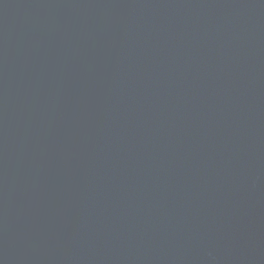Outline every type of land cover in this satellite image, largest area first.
<instances>
[{
	"label": "water",
	"instance_id": "95a60500",
	"mask_svg": "<svg viewBox=\"0 0 264 264\" xmlns=\"http://www.w3.org/2000/svg\"><path fill=\"white\" fill-rule=\"evenodd\" d=\"M0 264H264V0H0Z\"/></svg>",
	"mask_w": 264,
	"mask_h": 264
}]
</instances>
